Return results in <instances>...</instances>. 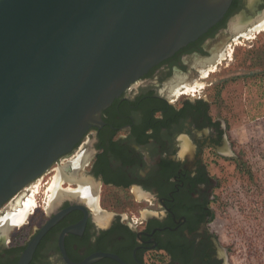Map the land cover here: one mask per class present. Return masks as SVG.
Segmentation results:
<instances>
[{
	"label": "flooded vegetation",
	"instance_id": "af4514ba",
	"mask_svg": "<svg viewBox=\"0 0 264 264\" xmlns=\"http://www.w3.org/2000/svg\"><path fill=\"white\" fill-rule=\"evenodd\" d=\"M258 22L264 0H232L216 24L115 99L101 126L52 164L60 196L41 198L26 228L12 229L13 214L0 223V264H21L33 242L25 264H235L214 225L218 163L235 148L229 123L202 96L170 95L173 84L234 59L225 44ZM42 178L45 187L51 176Z\"/></svg>",
	"mask_w": 264,
	"mask_h": 264
},
{
	"label": "water",
	"instance_id": "95a60500",
	"mask_svg": "<svg viewBox=\"0 0 264 264\" xmlns=\"http://www.w3.org/2000/svg\"><path fill=\"white\" fill-rule=\"evenodd\" d=\"M231 1L0 0V206Z\"/></svg>",
	"mask_w": 264,
	"mask_h": 264
},
{
	"label": "rangeland",
	"instance_id": "374dc122",
	"mask_svg": "<svg viewBox=\"0 0 264 264\" xmlns=\"http://www.w3.org/2000/svg\"><path fill=\"white\" fill-rule=\"evenodd\" d=\"M223 53L234 59L207 65L170 97L177 102L202 96L211 102L214 113L228 121L235 148L229 152L231 157L218 163L214 225L222 243L232 248L235 264H264V27L251 26L235 35ZM57 168L52 165L44 173L46 178L51 176L47 186L42 187L40 176L1 205L0 223L32 202L25 218L12 229L29 226L24 222L32 218L35 206L41 198L49 201L55 191ZM124 198L131 200V195Z\"/></svg>",
	"mask_w": 264,
	"mask_h": 264
},
{
	"label": "bare ground",
	"instance_id": "6f19581e",
	"mask_svg": "<svg viewBox=\"0 0 264 264\" xmlns=\"http://www.w3.org/2000/svg\"><path fill=\"white\" fill-rule=\"evenodd\" d=\"M241 18V17H240ZM240 18H238V19H240ZM242 19V18H241ZM258 20H260V19H258ZM236 21V20H235ZM263 22V21H262ZM261 23V22H260ZM258 24H259V22H258ZM244 25V24H243ZM231 27H233V29L235 28L236 29V27L238 28V25H231ZM257 27H264V25H262V23L261 24H259V25H257ZM241 28V27H240ZM178 78V77H177ZM180 79V78H179ZM175 81V80H174ZM176 82V81H175ZM175 85H177V84H175ZM179 85V84H178ZM178 85L177 86H174V84H173V88H172V90L175 92V91H177L178 90ZM171 86V85H170ZM171 88V87H170ZM169 88V89H170ZM56 184V183H55ZM53 186L54 187H52V188H55L56 187V185H54L53 184ZM90 188V187H89ZM55 190V189H54ZM55 193V198L56 197H59L60 195H57L56 194V192H54L53 191V194ZM80 194L82 195V197L83 198H88V196H89V194H90V190L87 188V187H84V189H82V191L80 192ZM30 201V200H29ZM31 201H32V199H31ZM34 203V202H33ZM35 204V203H34ZM30 204H28V203H26V205H25V207H24V209H22L21 211H19L17 214H14V215H12L10 218H9V220L8 221H14V222H20V221H22L24 218H25V216H26V213H27V210H28V206H29ZM31 205H32V202H31ZM30 205V206H31ZM33 206V205H32ZM31 208V207H30ZM7 222V221H6ZM10 224V223H9ZM2 226V225H1ZM5 227V226H4ZM2 229V228H1ZM4 229V228H3ZM8 229V228H7Z\"/></svg>",
	"mask_w": 264,
	"mask_h": 264
}]
</instances>
